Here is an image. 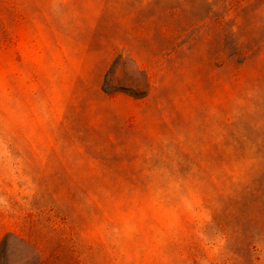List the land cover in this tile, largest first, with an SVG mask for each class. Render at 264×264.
Masks as SVG:
<instances>
[{
    "label": "rangeland",
    "instance_id": "1",
    "mask_svg": "<svg viewBox=\"0 0 264 264\" xmlns=\"http://www.w3.org/2000/svg\"><path fill=\"white\" fill-rule=\"evenodd\" d=\"M0 264H264V0H0Z\"/></svg>",
    "mask_w": 264,
    "mask_h": 264
}]
</instances>
